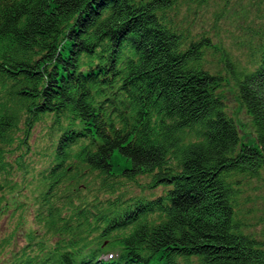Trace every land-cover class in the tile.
<instances>
[{
  "label": "trees",
  "instance_id": "16d2710c",
  "mask_svg": "<svg viewBox=\"0 0 264 264\" xmlns=\"http://www.w3.org/2000/svg\"><path fill=\"white\" fill-rule=\"evenodd\" d=\"M207 1L0 0V218L25 235L3 264H264L236 209L264 180V23L211 66L180 15Z\"/></svg>",
  "mask_w": 264,
  "mask_h": 264
},
{
  "label": "rangeland",
  "instance_id": "374dc122",
  "mask_svg": "<svg viewBox=\"0 0 264 264\" xmlns=\"http://www.w3.org/2000/svg\"><path fill=\"white\" fill-rule=\"evenodd\" d=\"M219 14L216 24L214 13ZM189 15L192 18L191 26L194 30L202 28L212 32V43L214 47L205 56L211 66L221 67L219 60L220 48L223 46L232 59L238 60L240 64L249 61L248 35H256L253 27L264 23V0H208L206 3L196 5L194 8H182L180 15ZM183 19L186 16H182ZM217 25V28L215 26ZM254 40V39H253ZM219 44V45H218ZM226 111L233 116L239 126L240 141L252 143L255 141L254 125L250 113L237 97L232 83H227L224 88ZM47 123H44L45 126ZM35 142L31 151L42 148V127L35 128ZM33 157L36 156L32 155ZM43 161V159H42ZM241 191L239 197L238 211L245 213L247 230L253 235L264 240V180L260 177H251L240 183ZM15 218L8 213L0 218V247L6 249V253L0 255V264L6 262L12 248L20 249L24 242V231L15 229ZM3 237L6 239L4 240Z\"/></svg>",
  "mask_w": 264,
  "mask_h": 264
}]
</instances>
